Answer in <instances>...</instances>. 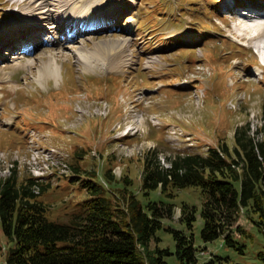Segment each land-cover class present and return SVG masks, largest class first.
<instances>
[{
	"label": "rangeland",
	"instance_id": "1",
	"mask_svg": "<svg viewBox=\"0 0 264 264\" xmlns=\"http://www.w3.org/2000/svg\"><path fill=\"white\" fill-rule=\"evenodd\" d=\"M94 1L98 0H84ZM103 1L109 3L105 11L113 16L109 21L115 24L113 29L62 43L58 39L66 37L61 35L64 20L53 28L54 46L41 43L32 58L12 60L10 54L19 42L48 38L47 32L30 26L46 18L40 15L9 35L18 22L26 21L24 16L29 14L31 20L32 12L24 7L36 4L0 0V178L15 169L21 180L34 168L36 174H45L51 161H61L66 172L69 158L71 164L80 162L86 172L103 177L106 169L117 166L114 173L128 174L131 189L138 190L144 164L139 153L145 149L161 150L160 160L170 166L165 153L176 148L205 151L220 142L232 148L237 127L250 124L253 131L264 121L263 61L246 47L250 41L243 40L238 19L230 17L229 0ZM95 14L103 12L90 13ZM24 33L31 35L24 39ZM52 54L60 66L57 75L46 65ZM128 121H138L137 136H116V127ZM122 143L135 144L127 149L138 154L128 158L119 151H125ZM121 156L127 158L120 160ZM44 182L51 188L42 199L59 221H67L74 206L88 196L78 184L67 185L65 178ZM151 195L167 200L160 190ZM172 202L177 204L174 216L164 220L153 245L175 251L174 234L167 229L172 226L192 234L196 245L205 247L199 264H264V221L258 214L253 219L241 212L236 222L247 232H235L246 245L242 253L225 246L224 237L206 243L200 214L193 228L182 221V202L199 210L202 206L199 186L174 190ZM0 242V264H8L1 227ZM218 254L229 259L219 260ZM166 259L182 264L176 254Z\"/></svg>",
	"mask_w": 264,
	"mask_h": 264
},
{
	"label": "trees",
	"instance_id": "2",
	"mask_svg": "<svg viewBox=\"0 0 264 264\" xmlns=\"http://www.w3.org/2000/svg\"><path fill=\"white\" fill-rule=\"evenodd\" d=\"M234 137L232 148L220 142L205 151L175 153L169 167L159 162L157 149L149 151L142 158L138 190L131 189L128 174L117 176L108 168L103 177L86 172L80 162L71 164L68 158L71 174L55 172L50 180L65 178L67 185L78 184L88 196L74 206L65 222L53 218L49 203L42 199L51 185L39 183L38 194L37 177L27 175L21 180L15 169L0 179V227L8 245L7 263L169 264L166 257L176 254L182 264H199L205 247L197 246L194 236L184 230L167 226L174 234L175 251L153 245L164 220L174 216L173 191L189 186L201 188L203 202L200 210L182 202V221L193 228L200 214L206 243L224 237L225 246L245 253L246 245L235 237L236 230L247 235L236 223L240 213L247 212L253 219L258 214L264 221V121L254 131L250 124L237 127ZM156 190L167 200L152 199Z\"/></svg>",
	"mask_w": 264,
	"mask_h": 264
},
{
	"label": "bare ground",
	"instance_id": "3",
	"mask_svg": "<svg viewBox=\"0 0 264 264\" xmlns=\"http://www.w3.org/2000/svg\"><path fill=\"white\" fill-rule=\"evenodd\" d=\"M25 1H27L28 3H35L36 4V5L24 7V9L27 10L28 12H32L31 20L27 19V16L29 14L26 16L23 15L24 18H26V21L25 22H18L15 25V27H13L8 32L9 35H13L18 30V28L20 26H23L24 24H30L31 22L36 20L40 15L45 17L46 19L50 20L53 23V25H52V23H48L46 19L41 18L35 25H30V26H33V28H35L36 30L41 29V30H44L45 32H47V35H50L48 37H49L50 43H52V44H54L56 42L55 37L53 39V28L58 27L59 23H61L64 20H67V24H69L70 18H77V17L92 18L93 16H91L90 13L95 12V11L103 12V17L107 21L113 20V18H112L113 16L112 15L110 16L109 10L105 11V7L109 4L108 1H103V0H98V1H94V2H84V0H25ZM103 6H104V8H103ZM242 6L243 5L241 3H238V1H237V3L234 4L233 0H229V10L232 12H235L233 18L238 19V22L236 23V27L240 26V30H241L240 34L243 35V39H245V36L249 34V36H250L249 39H255V40L259 41L260 38H262V36H264V31L260 30V31H257L255 34L252 33L253 28H252V26H249V24L251 22H253V18L251 16H246L244 14L245 11L242 10ZM55 9L57 10V15L52 14L53 10H55ZM245 9H249L250 11H252V10H255L256 7L254 5H249V6H246ZM258 10L264 11V6H261L260 8H258ZM100 16H101V14L99 15V17ZM59 18H62V19H59ZM54 22H56V23H54ZM73 22L74 21H71V23H73ZM27 26H29V25H27ZM58 40L61 41L62 43L67 42V40L63 41L61 38ZM122 41L123 40H121V42ZM125 41H127V40H125ZM260 47L264 50V44H260ZM22 57H24V55H22V54H13L10 58H12V60H13V58H22ZM50 57L51 58H49L50 60L48 61V63L46 65H47V67H51L52 70L57 75V73H60V66L57 64V59H55V56L53 54ZM260 67H262L264 70V67L262 65ZM44 151H42V152H44ZM64 158H66V157H64ZM56 162H57V164H56L57 166L55 165L56 166L55 168L62 171L61 169H64L63 167L60 166V164L62 162L61 161H56ZM46 166L50 167V164L47 163Z\"/></svg>",
	"mask_w": 264,
	"mask_h": 264
},
{
	"label": "clouds",
	"instance_id": "4",
	"mask_svg": "<svg viewBox=\"0 0 264 264\" xmlns=\"http://www.w3.org/2000/svg\"><path fill=\"white\" fill-rule=\"evenodd\" d=\"M160 162V161H159ZM161 163V162H160ZM35 191L39 189L38 185H34Z\"/></svg>",
	"mask_w": 264,
	"mask_h": 264
}]
</instances>
